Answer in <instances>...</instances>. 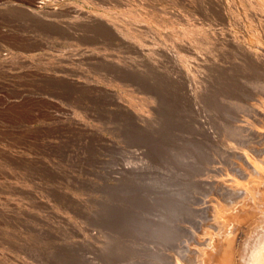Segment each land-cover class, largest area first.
<instances>
[{"label": "rangeland", "instance_id": "obj_1", "mask_svg": "<svg viewBox=\"0 0 264 264\" xmlns=\"http://www.w3.org/2000/svg\"><path fill=\"white\" fill-rule=\"evenodd\" d=\"M251 8L0 0V264H135L139 179L180 153Z\"/></svg>", "mask_w": 264, "mask_h": 264}, {"label": "bare ground", "instance_id": "obj_2", "mask_svg": "<svg viewBox=\"0 0 264 264\" xmlns=\"http://www.w3.org/2000/svg\"><path fill=\"white\" fill-rule=\"evenodd\" d=\"M249 1L180 153L139 179L135 264H264V0Z\"/></svg>", "mask_w": 264, "mask_h": 264}]
</instances>
